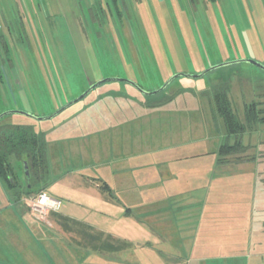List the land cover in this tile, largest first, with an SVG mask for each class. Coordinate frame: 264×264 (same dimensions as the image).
I'll return each mask as SVG.
<instances>
[{
	"label": "rangeland",
	"instance_id": "obj_1",
	"mask_svg": "<svg viewBox=\"0 0 264 264\" xmlns=\"http://www.w3.org/2000/svg\"><path fill=\"white\" fill-rule=\"evenodd\" d=\"M246 59L264 64V0H0V115L20 110L50 116L84 93L90 83L109 77L155 91L175 74L194 75ZM224 79L230 83L234 113L241 121L251 104L264 108V70L238 63L201 78H176L154 96L126 83H107L51 120L11 114L0 120V130L23 125L44 138L51 170L47 178L61 172L54 161L63 169L87 165L86 174L109 181V169L115 173L118 162L155 164L146 172H134L140 187L148 174L162 173V160L187 156L190 161L184 159L181 169L187 167L189 172L179 174L184 176L199 168V159L192 156H215L218 149L216 157L222 159V145L239 141L246 148L241 155L256 159L247 162L243 171L238 165L230 167L237 180L221 184L222 190L230 186L237 190L235 195L248 190L251 207L262 209L264 181L258 173L264 157V124L239 137L229 135L210 102L215 86ZM165 99L172 101L155 105ZM10 161L14 171H20L19 190H24V165L12 157ZM38 188L41 185L34 187ZM156 189H160L157 181ZM234 198L239 200L233 195L230 199ZM241 202L232 204L237 206L235 219H230L237 221L232 228L237 236L244 232L243 222L238 224L243 220ZM262 215L255 221L261 226ZM222 243L206 246L208 252L232 256L235 248L246 247L245 259L250 251L254 255L260 250L258 263L264 264V237L247 246ZM146 254L141 258L151 264Z\"/></svg>",
	"mask_w": 264,
	"mask_h": 264
},
{
	"label": "crops",
	"instance_id": "obj_2",
	"mask_svg": "<svg viewBox=\"0 0 264 264\" xmlns=\"http://www.w3.org/2000/svg\"><path fill=\"white\" fill-rule=\"evenodd\" d=\"M217 152L215 156H192L199 159V168L184 176L179 174L189 172L187 167L181 169L184 159L190 161L187 156L162 160V173L148 174L141 187L134 172H146L155 164L118 162L115 173L109 169V181L108 177L86 174L87 165L63 169L54 161V166L61 165V172L46 178L44 192L62 205L46 221L34 216L26 186L19 190L23 184L20 171H15L16 189L0 180V264H144L141 254L145 256L146 251L151 264H262L258 263L260 250L254 255L250 251L247 259L246 247L235 248L243 254L239 257L235 252L232 256L208 252L206 246H220L221 241L225 246H247L264 237V225L255 222L257 217L263 218L264 208L251 207L252 193L244 190L235 195L237 190L230 186L222 190L221 186L234 180L230 167L238 165L243 171V166L256 158L221 159ZM259 165L258 175L264 181V157ZM252 179L248 177L247 182ZM144 186L149 188L145 193L141 191ZM222 194L239 200L227 196L222 200ZM236 201L245 203L239 204L243 220L238 224L243 222L244 229L240 236L232 229L237 221L230 220L235 219L237 205L232 204Z\"/></svg>",
	"mask_w": 264,
	"mask_h": 264
},
{
	"label": "trees",
	"instance_id": "obj_3",
	"mask_svg": "<svg viewBox=\"0 0 264 264\" xmlns=\"http://www.w3.org/2000/svg\"><path fill=\"white\" fill-rule=\"evenodd\" d=\"M90 86L91 85H89V87ZM94 91L92 93H94ZM109 91L120 94L117 90ZM171 101L172 99H165V101L155 102V105L167 104ZM210 102L213 111L217 112L223 119L229 135L239 137L247 132V130L252 129L256 124H264V108H259L258 104L254 103L247 107L244 122L234 113L232 101L230 99V83L227 79H224L215 86ZM244 150H246L244 145L237 141L234 145H222L220 152L223 158H227L238 154L241 155L244 153ZM47 151V144L44 138L31 127L15 125L0 130V180L9 189H16L19 186L16 172L10 161L12 157L21 164L26 162L29 166L30 176L29 183L26 177L25 194L32 196L44 192V184L48 173ZM240 155L236 158H244ZM36 185H41V188L35 190L34 187H36ZM106 188L107 187H105V189Z\"/></svg>",
	"mask_w": 264,
	"mask_h": 264
},
{
	"label": "water",
	"instance_id": "obj_4",
	"mask_svg": "<svg viewBox=\"0 0 264 264\" xmlns=\"http://www.w3.org/2000/svg\"><path fill=\"white\" fill-rule=\"evenodd\" d=\"M238 63H248L251 64L261 70H264V64L257 62L255 60H237V61H230V62H225V63H221L218 64L216 66H213L211 68L206 69L203 72H200L198 74H187V73H181V74H175L174 76H172L162 87H160L159 89L155 90V91H146L144 89H142L138 84H136L135 82L128 80V79H122V78H113V77H109L106 79H103L101 81H98L94 84H92L84 93H82L79 97H77L76 99L66 103L65 105H63L61 108H59L58 110H56L52 115L50 116H36L33 115L31 113H27L24 111H20V110H11V111H7L5 113H3L2 115H0V120L3 119L4 117H6L7 115H11V114H19V115H23L29 118H32L36 121H47V120H51L53 118H55L56 116H58L61 112L65 111L66 109L70 108L71 106L79 103L80 101L84 100L86 97H88L95 89H97L98 87L107 84V83H113V82H122V83H126L128 85L133 86L134 88H136L140 93H142L143 95L146 96H154L157 95L161 92H163L165 89L168 88V86L176 79L179 77H188V78H201L206 76L207 74L220 69L222 67H227L230 65H234V64H238ZM24 165V175L25 177H27V182L29 183V176H30V172H29V166L28 164L25 162L23 163Z\"/></svg>",
	"mask_w": 264,
	"mask_h": 264
},
{
	"label": "built area",
	"instance_id": "obj_5",
	"mask_svg": "<svg viewBox=\"0 0 264 264\" xmlns=\"http://www.w3.org/2000/svg\"><path fill=\"white\" fill-rule=\"evenodd\" d=\"M62 202L45 192H40L29 197V207L34 216L41 221H46L49 214L60 210Z\"/></svg>",
	"mask_w": 264,
	"mask_h": 264
}]
</instances>
